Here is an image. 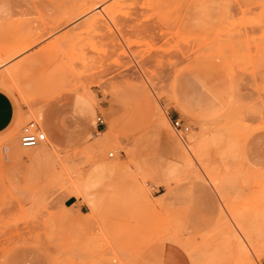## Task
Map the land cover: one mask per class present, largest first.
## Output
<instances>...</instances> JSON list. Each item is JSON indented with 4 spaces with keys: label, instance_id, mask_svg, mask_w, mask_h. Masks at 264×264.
Wrapping results in <instances>:
<instances>
[{
    "label": "rangeland",
    "instance_id": "374dc122",
    "mask_svg": "<svg viewBox=\"0 0 264 264\" xmlns=\"http://www.w3.org/2000/svg\"><path fill=\"white\" fill-rule=\"evenodd\" d=\"M21 1L0 22V88L28 112L0 132V264H160L168 244L264 264V0ZM59 93L110 139L22 148Z\"/></svg>",
    "mask_w": 264,
    "mask_h": 264
},
{
    "label": "crops",
    "instance_id": "0c3cea01",
    "mask_svg": "<svg viewBox=\"0 0 264 264\" xmlns=\"http://www.w3.org/2000/svg\"><path fill=\"white\" fill-rule=\"evenodd\" d=\"M25 10L26 7L21 0H0V22L16 17ZM8 63L0 65V71ZM75 94L59 93L43 104L40 112V124L46 139L60 148L70 147L94 138L92 142L95 146L107 142L110 139V133L108 131L101 132L104 125L100 126L97 123L96 118L99 116L97 109L92 104L91 109L79 114L75 103ZM27 116V110L17 111L9 95L0 88V132L18 128ZM258 141L256 137L250 145L251 149L255 146L258 147ZM201 186L206 192H210L206 185L201 184ZM209 196L212 198L209 201H216L212 193ZM160 264H187V261L176 245L168 244L164 247Z\"/></svg>",
    "mask_w": 264,
    "mask_h": 264
},
{
    "label": "built area",
    "instance_id": "2783aa9c",
    "mask_svg": "<svg viewBox=\"0 0 264 264\" xmlns=\"http://www.w3.org/2000/svg\"><path fill=\"white\" fill-rule=\"evenodd\" d=\"M96 120L100 126L104 125V119L102 116H97ZM171 122L176 129H179L182 132H186L189 129V127L178 118L173 119ZM45 140L46 135L39 122L31 120L21 127L19 144L22 148H34ZM109 155L111 156L112 153Z\"/></svg>",
    "mask_w": 264,
    "mask_h": 264
}]
</instances>
